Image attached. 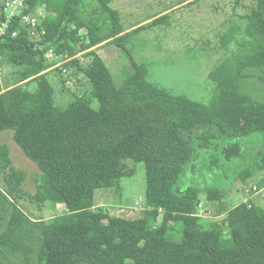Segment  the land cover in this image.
<instances>
[{"label": "trees", "instance_id": "16d2710c", "mask_svg": "<svg viewBox=\"0 0 264 264\" xmlns=\"http://www.w3.org/2000/svg\"><path fill=\"white\" fill-rule=\"evenodd\" d=\"M95 1L120 34V14L110 8L111 0ZM83 2L31 0L30 9L46 12L41 41L18 20L0 32V56L21 71L19 82L46 71L45 55L51 51L71 58L102 42L78 18ZM242 20V27L225 33L238 50L208 74L214 86L208 104L153 86L147 65L135 62L132 75L116 86L93 52L90 69L82 70L89 92L65 107L54 105L47 81L0 94V131L12 130L17 146L41 172L35 194L28 195L22 190L25 173L12 168L9 147L0 146L5 185L0 264H264V208L252 201L226 212L224 196L236 177L246 185L262 173L251 184H264V151L252 166L225 164L247 161L246 141L264 137V98L243 84L248 71L264 70V0ZM130 163L145 164L146 214L156 220L162 211L159 225L144 221L138 230L127 218L104 215V221L95 212V191L132 177ZM199 168L207 175L191 181ZM201 196L215 203L218 213L225 210L221 221L195 214ZM23 198L40 208L63 205L66 213L51 222L33 221L18 205Z\"/></svg>", "mask_w": 264, "mask_h": 264}, {"label": "rangeland", "instance_id": "374dc122", "mask_svg": "<svg viewBox=\"0 0 264 264\" xmlns=\"http://www.w3.org/2000/svg\"><path fill=\"white\" fill-rule=\"evenodd\" d=\"M258 2L259 0H111L110 8L120 14L121 33L115 34L108 13L95 0H84L78 18L100 36L102 42L71 58L65 54L49 52L45 55L49 68L22 82H19L21 71L0 56V94L17 87L32 90L35 80L47 81L53 88L54 105L65 107L76 97L89 92L88 81L82 70L90 69L94 57L90 54L93 52L104 62L116 86H121L132 75V62H135L147 65L148 79L153 86L165 89L172 95H183L192 101L208 104L214 91V86L208 79L209 72L238 50L236 42L228 41L225 33L232 27H242V17L248 15ZM1 13L6 15L3 3L0 5V16ZM163 16L166 19L155 22ZM2 24L0 20V27ZM81 32L85 34L87 29ZM243 84L248 92L264 98V70L248 71ZM13 137L12 130L0 131V146L9 147L12 168L25 173L22 190L28 195H34L35 178L41 172L24 155ZM246 148L247 161L225 164L236 169L248 164L252 166L256 154L264 151V137L255 135L248 139ZM129 166L134 171L132 177L116 180L112 188L95 191V212L99 218L104 215L127 218L135 223L138 230L142 228L144 221L153 226L159 225L162 211L156 220L146 214L145 164L130 163ZM207 173V169L199 168L191 181L194 179L199 183ZM262 176V173L258 174L253 182H258ZM213 177V181H218L216 176ZM253 182L249 181L246 185L251 186ZM242 186L236 177L224 187L228 203L226 212L248 199L243 196ZM4 189L3 176L0 174V190L4 192ZM261 195L258 194L246 203L252 204L253 201L264 208V198ZM200 200L195 211L198 217L217 221L224 218L221 215L226 214L225 210L218 213L215 203L206 202L203 196ZM18 205L33 221L51 222L54 217L66 213L63 205L46 203L40 208L25 198ZM103 219L106 220L105 217Z\"/></svg>", "mask_w": 264, "mask_h": 264}, {"label": "built area", "instance_id": "2783aa9c", "mask_svg": "<svg viewBox=\"0 0 264 264\" xmlns=\"http://www.w3.org/2000/svg\"><path fill=\"white\" fill-rule=\"evenodd\" d=\"M30 1L31 0L2 1L3 10L6 15L5 21L2 22V27H0L1 33L5 32L10 23L18 20L20 27L25 28L34 41L38 42L42 40L43 36L45 35V29L41 25V21L45 17L46 12L43 7L30 9ZM17 33L18 30L13 33V36H16ZM258 194H262L261 197L264 198V184L262 186L251 184V186L244 187L243 195L248 198L245 202L257 196Z\"/></svg>", "mask_w": 264, "mask_h": 264}, {"label": "crops", "instance_id": "0c3cea01", "mask_svg": "<svg viewBox=\"0 0 264 264\" xmlns=\"http://www.w3.org/2000/svg\"><path fill=\"white\" fill-rule=\"evenodd\" d=\"M243 185V184H242ZM245 186H247V185H243L242 187L244 188ZM244 196V195H243ZM245 197V196H244ZM125 217H128L127 215H124ZM221 216H224V214L223 215H221Z\"/></svg>", "mask_w": 264, "mask_h": 264}]
</instances>
